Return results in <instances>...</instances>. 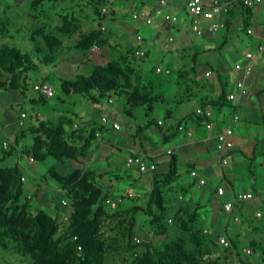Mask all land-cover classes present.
<instances>
[{"label":"crops","instance_id":"crops-1","mask_svg":"<svg viewBox=\"0 0 264 264\" xmlns=\"http://www.w3.org/2000/svg\"><path fill=\"white\" fill-rule=\"evenodd\" d=\"M19 1L20 3L24 1L28 2V0H10L11 4L7 5L4 3L5 0H0V7H10L13 6L14 3H19ZM33 1L34 0H31L30 2ZM56 1L55 3L49 4H51V6L60 5V7L67 11L59 15L61 23L63 16L71 15L78 19L80 30L70 38H60L62 40V45L60 50L55 52V56H57V61L55 63L53 61L52 63H47V61L41 62L43 56L47 55L49 50H39L34 46L33 53L37 59V61L35 60V63L37 62L36 64L38 65L37 72L49 66L63 68L66 64L68 65L70 63V60H75V62L72 64L71 68H69L71 73H67V71L64 70V73L49 77V74L46 72L43 77L38 78L32 83L31 88L33 90L35 84L44 80H49L55 88L56 93L54 99L57 101L52 102V100L47 99L48 102L43 104L51 111L48 121L42 120L43 113L39 111L31 115V123L27 122V124L33 126L39 120L44 123L50 122L51 124H55L58 118L64 120L69 116V119L73 121V125L69 126V128L80 131L84 138L88 137L93 130L98 129L99 134L97 135V139L89 155L81 159L80 162L71 161L69 163V172L76 169L95 172L99 177L101 185L109 184L108 188H111L110 190H112L113 196L121 193L124 191L123 188H127L128 186H131L138 192H148V194L152 189L151 174L141 175L136 168H128L126 166V160L130 155H142L147 160L155 162L160 172H165L171 158V156L166 155V152L169 149H174L173 155L178 157V171L180 174L175 186L184 189L187 203L188 200H192V206H196L204 198V192H199L202 189V187L199 186V181L192 178L190 175V172L193 170L198 171L201 178L206 180L207 186L211 179L218 182V184L222 182L228 186L231 194L225 195L226 198L224 197L223 199L218 198L220 201L215 200L216 205H213L215 208L211 209L213 214L220 215L221 218L224 219L220 213L218 203L222 202L224 204L225 202L233 200L236 196L233 190L239 187L237 189L242 191L244 185L243 183L238 184L235 180L229 178V171L228 174L223 173L224 175H222V166L219 164L215 143L213 138H211L213 134L205 130L203 124L195 116V112L198 108H202V104L206 102L207 99H216L218 97L222 84L228 85L227 92L229 94L234 92L235 83L242 78V74L236 72L233 69V65L237 62H244L246 53H257L258 46L264 44V0L261 4L251 8H245L240 4L229 7L226 12H222L216 17L217 21H223L226 24L225 29L216 33L208 30L207 22L202 20L199 21L200 34L192 30L190 26V16L186 11V7L177 0H170L166 10L171 14L178 15L180 18L179 22L170 24L158 20L152 26L145 25L141 20H135L133 16L141 11L152 12L154 8L158 6L159 0H119V6L114 5L112 0H104L102 8H107L106 14H108V16L102 21V25L109 31V36L113 40L112 42L116 41L123 48H126L129 47V44L132 45L135 38L137 39V37L134 36L141 35L143 37L142 42H145L147 47L143 48L141 45L131 47L135 51L134 57L137 60H143V58H145L136 56V51L142 49L146 51L147 56L153 54L167 60L168 65L166 68H162L163 70L170 69L184 74L183 79H179L178 76L176 83L186 86V96L171 99L163 93L167 80L154 76L152 73L154 68L157 70V68L161 67L147 69L143 65L145 59L143 63L137 65V71L145 76L146 84L153 87L155 92L162 94L165 98L163 104H157L154 107V112L158 110L161 114V118L156 122L161 125L162 128L159 129L153 126L140 136L138 135L139 127L144 125L134 127L131 123H125L121 119L122 116H126L129 120H135L138 115L146 117L143 108L129 107L125 99H122V107H116L115 97H113L114 103L108 104L107 99L101 102H94L82 95L69 93L70 91L68 93L62 91L64 80L74 81L78 76L89 77L96 66L106 65L111 59L105 63H94L95 60H93L90 54V52H92L91 49L87 52L77 49L81 34L90 32L97 26L98 18L92 4L88 2L83 4L76 0ZM64 9H62L63 12L65 11ZM129 11L132 24L125 21H116L118 13L127 14ZM11 14L10 10H5L3 14L0 15L1 32L2 29H6L2 27L3 25H7L8 27L9 23H13ZM36 16L41 19V23L44 22V14H36ZM109 20L116 22L117 26H115V30L108 27L107 21ZM41 23L39 27H37L38 29L42 28ZM247 29H252L253 34L248 35L246 32ZM220 33H222V35L218 36ZM169 36H172L173 39L177 41V44L173 45L172 42H168ZM37 39L40 41V38ZM30 42L33 41L30 40ZM122 43L125 45H122ZM107 50L112 49L109 46L100 49V51H103L102 57L109 54ZM190 50L194 52V55L199 53L200 56L198 60L195 59V56L192 58L188 55V61H185V54L183 55L181 53H187ZM68 55H71V57L69 58ZM205 56H209L210 60L204 59ZM113 57H115V54L112 56V59ZM56 64H59L61 67H57ZM80 67L84 69L83 74L77 72V68L79 69ZM207 72H210L211 75L206 76ZM156 74L159 75L157 72ZM212 75V79L208 78ZM262 76H264V54L255 61L253 73L245 79L248 95L237 102L236 108L225 107L223 110L217 111L212 107H208L212 108L217 115V124L214 134L230 121L232 114L228 115L229 111L233 113L235 109L238 112V108L243 112L249 111V106L247 105L251 102V97L253 95H260V92L263 90L260 88L262 83L259 85ZM153 80L155 83L152 82ZM57 82L60 83V88L57 87ZM255 87H257V89H255ZM70 95L76 97L71 105L72 113L58 112L56 106L64 105L66 99ZM38 97L39 95L36 92L34 96L30 98L26 96V94L25 96L20 94L18 104L29 103L35 105L39 100ZM186 101L189 104L192 101H196L197 107L191 112L184 111L183 108ZM171 104H173V108L170 107ZM102 106H104V109H102ZM13 107L14 106L11 104V111H13ZM21 112L27 113L26 111ZM37 114H40V116H37ZM103 116H107L111 121L118 122L120 129L114 130L110 124L103 123L101 121ZM17 118L18 117L14 118L11 113L7 116L9 124H11L10 122L16 124ZM176 118H178L179 121L174 123L173 120ZM180 124H185L192 130L194 137L188 139L183 134L178 133L176 130ZM237 125L235 126V131ZM32 130L33 128H31V131ZM236 149L237 150L234 149L231 155V157L234 156V163H237L240 156L239 146H236ZM123 152H125V155H122ZM218 178L222 180L218 181ZM193 181L197 183L194 188L190 186V183ZM30 188L33 189L32 187ZM39 188H42L41 185H39L37 189ZM136 196H138V194H136ZM171 199L170 196L168 199L169 203H171ZM52 202L49 200V207H51L50 205ZM228 219H232V217L229 216ZM228 224L227 222L226 225Z\"/></svg>","mask_w":264,"mask_h":264},{"label":"rangeland","instance_id":"rangeland-1","mask_svg":"<svg viewBox=\"0 0 264 264\" xmlns=\"http://www.w3.org/2000/svg\"><path fill=\"white\" fill-rule=\"evenodd\" d=\"M30 1L31 0H28V2L24 1L23 3L19 1V3H14L13 6H7L6 8L0 7V15L3 14V11L10 10L13 21V23L8 24L6 34L0 35V46H14L23 53H28L29 55L33 54V58H35L36 56L33 53L34 46L39 50H47L45 42L40 34L35 36V43L30 42V40L32 41L33 35H35V30L38 29L37 27H39L41 23V19L37 18L36 12L44 9L41 14H44V17L41 16L44 18L42 24L45 25V28L52 30L56 29L61 24L59 15L67 11L60 7V5L51 6V4L45 2L43 3V9L40 7L34 12L35 10L32 9V2ZM112 1L114 5L119 6V0ZM4 3L7 5L11 4L10 0H5ZM62 9L65 11L63 12ZM116 21H125L132 24L130 11L127 14L118 13ZM107 25L113 30H115V26H117L116 22L112 20L107 21ZM220 35H222V33L218 34V36ZM37 38H40V41H38ZM172 44H177V41L174 39ZM122 45L125 44L122 43ZM136 45H141L143 48L147 47L145 42L138 41L136 38L133 40L132 45L129 44L128 46L134 47ZM107 51L109 54L104 55V57H102L103 51H100V49H98L97 52H90L93 60H95L94 63H105L112 59L114 54L116 55L113 50ZM181 54H185V61H188V55L192 58L195 56L197 60L200 56L199 53L194 55V52L191 50L187 53L182 52ZM68 57L70 58L71 55H68ZM55 59L56 60L53 61L54 63L57 61V56H55ZM204 59L210 60L209 56H205ZM35 60L37 61L36 58L34 61ZM69 62L70 63L68 65L66 64L63 68L49 66L44 69L45 71L41 69L40 72L30 73L28 80L29 89L25 92L26 96L29 98L34 96V89L32 90L31 88L32 83L38 78L43 77L46 72L49 74V77L64 73V70L67 71V73H71L69 68L74 64L75 60H70ZM56 65L57 67H61L59 64ZM143 65L147 69H152L153 67L166 68L168 62L163 57L151 54L145 59ZM77 72L83 74V67L77 68ZM158 77L167 80L165 90H163V93L167 97L175 99L186 96V86L176 83L178 80V75L176 73H173L171 76L163 73ZM6 78V75H0V82L5 81ZM208 78L212 79L213 75ZM261 83L262 85L260 88L263 89L264 76L260 79L259 85ZM59 86L60 83L57 82V87L60 88ZM255 89H257V87H255ZM0 90L3 92H0V167L4 170L18 167L25 177L26 181L23 182V196L21 197L20 203L21 209L26 206L29 212L35 214L45 212L54 219L62 221V223L66 225L65 230H67L70 228V217L68 214H63V212H60L62 215H59V211L56 209L61 199L63 201L64 191L54 180L47 176V173L54 167H58L61 171L63 165L57 163L52 158L48 159L45 163L37 161L30 162L29 157L22 155L23 147L25 146L30 149L31 145L34 143V132L31 131V128H37L41 121H37L33 126L28 125V128L23 132L24 130L18 127L17 124H12V122L9 124L7 119L10 113L14 118H19L20 112L26 111L29 115L27 122L31 123V115L41 111L43 113L42 120L48 121L51 111L47 106L41 103L35 105L29 103L18 104L21 94L20 91L6 90L3 87H0ZM74 98L76 97L70 95L66 99L64 105L56 106V110H58V112L72 113L71 105ZM51 100L52 102L57 101L54 98ZM122 102V99L116 98V107H122ZM11 104L14 106L13 111L10 109ZM247 106H249V111L247 112L240 111L238 108L241 120L235 131L234 149L237 150L236 146H239V159L237 163H234V156H232L231 163L226 167H221V172L222 175H224L228 174L229 171V178L235 180L238 184L243 183L244 186L242 191L237 189L239 187L233 190L236 193V197L240 192L252 191L256 199L246 203H237L234 213L231 215L223 211V203L219 202L220 209H217L220 210L222 217H224L223 219L220 215L213 214L211 209L215 208L213 207V205H216L215 200H219L216 195L218 187L223 186L226 190V195L231 194L226 184L222 182L218 184V182L211 179L208 186L207 184L205 186H200L202 189L199 192H204V198L196 206H192V200H188L187 203L186 192L183 188H177V186H175L173 191H170L172 199L171 203H169V210H172V212L182 211L180 213L181 220L187 221V224H185L184 227H182L181 224L177 225L175 220L176 217L171 215L168 218L166 229L164 231H159L151 226L144 212L136 210L135 213H132L133 209L147 207L148 192H138L131 186H128L127 188H123L124 191L113 196L112 190H110L111 188H108L109 184H102L101 187L104 189L105 194L101 199L102 201L99 203L103 212L100 219L101 227L98 242L106 250L105 264H130L137 256L146 252L143 246H135L133 240L135 237L139 238L142 242H152L159 247H162V245L171 246L175 243L180 246L185 245V249L188 253L192 254L195 260L194 262L196 263L201 264L202 261L227 259V261L225 260L227 264H234L235 260L238 258V254L233 253L229 255V249H225L217 243V236H225L229 241L231 239L236 241L240 251H243L245 248H252L254 254L250 257H243L245 264H264V217L259 219L255 216V212L260 208L261 199L264 197V92H261L260 95H253L251 97V102H249ZM170 107L173 108V104H171ZM196 107V101H192L190 104L186 101L183 110L191 112ZM231 114L232 112L230 113L229 111L228 115ZM67 118H69V116H67ZM159 118H161V114L158 110H155L152 119L157 121ZM121 120L125 123H131L134 127H138L140 125H145L148 118L138 115L135 120H129L126 116H122ZM59 121H61V118H58L57 123ZM173 121L177 123L179 120L176 118ZM16 140L18 143H16ZM5 142L8 145H16L17 152L9 154L10 150L9 148H5ZM255 146H258L259 149L253 153ZM122 155H125V152H123ZM45 176H47V179H44ZM219 180L221 181L222 179L218 178V181ZM39 185L42 186V188H40L41 192L36 195V189ZM196 185L197 183L195 181L190 183L192 188ZM136 194H138V196H136ZM49 200H51V202L53 200L50 205L51 207L48 205ZM65 201L67 202V200ZM229 216L232 217V219H228ZM235 217H239L238 222L233 221ZM170 220H172V222H170ZM227 222L229 223L228 225H226ZM0 232L4 235L6 234L4 229L0 230ZM19 245V242L11 240L0 241V264H30L28 258L23 256L19 251ZM257 248L260 250H257Z\"/></svg>","mask_w":264,"mask_h":264},{"label":"trees","instance_id":"trees-1","mask_svg":"<svg viewBox=\"0 0 264 264\" xmlns=\"http://www.w3.org/2000/svg\"><path fill=\"white\" fill-rule=\"evenodd\" d=\"M55 1L34 0L31 7L36 12L40 7L43 9V3H55ZM103 2L104 0H88V3H91L94 8L98 23L95 29L81 34L77 49L87 52L94 45L99 49L109 46L116 55L106 65L96 66L89 77L78 76L74 81L64 80L62 91L82 95L94 102L114 99L113 97L125 99L129 107L143 108L148 118L147 124L139 127V136L153 126L161 129V125L151 116L155 105L163 104L165 98L162 94L155 92L153 87L147 85L145 76L138 73L137 65L143 63L144 59L137 60L134 57L133 48H123L119 43L112 42L107 28L102 30L104 27L102 21L108 16L102 10ZM43 10H38L36 14L41 15ZM2 27H5L7 31V25ZM5 30L2 29L0 35H5ZM79 30L78 19L71 15L63 16L61 25L56 29H47L42 24V28L35 30V35L32 38L34 42L35 36L40 34L49 50L41 62L52 63L55 60V52L59 51L62 45L60 38H70ZM147 57L146 54L145 59ZM37 71L38 65L34 61L33 54L23 53L20 49L10 45L0 46V75L7 76L5 81L0 82V87L6 90L20 91L25 96V92L29 89V74ZM152 73L154 76L161 75L156 74V68ZM173 73H176L179 79L184 78V74L172 70L169 76ZM44 81L50 82L49 80ZM152 82L155 83L154 80ZM227 86V84H222L218 97L207 99L202 104V108L212 107L217 111H221L225 107L234 108L228 102ZM263 91L264 87L261 92ZM38 98L37 104L48 102L42 96ZM197 119L203 124L200 117ZM72 125L73 121L69 118L61 119L55 124L41 122L37 128L33 127V145L30 149L24 146L22 151V155L33 157L34 161L45 163L52 158L63 165L61 171L58 167H54L47 173V176L64 191L63 200H67V205H63L61 199L56 209L59 211V215H62L60 212H63L70 217L69 229L65 230L66 225L62 221L54 219L45 212L35 214L29 212L26 206L21 209L22 178L24 176L18 167L6 170L0 167V230L4 229L6 233L4 235L0 232V241L19 242V251L28 258L30 264H105L106 250L98 242L100 219L103 212L99 203L105 194L104 189L101 187L99 177L93 171L72 170V168V172H69L71 161L80 162L81 159L89 155L99 130H93L88 137L84 138L80 131L69 128ZM180 125L186 126L185 124ZM26 128H28V124L22 128L23 132ZM16 143H18L17 140ZM7 148L10 150L9 154L17 152L16 145L9 144ZM258 149V146H255L253 153ZM233 152L234 149L231 155ZM178 164V157L172 155L165 172H160L157 168L154 172L147 173L152 176V189L148 195L147 207L132 210V213H135L136 210L144 212L151 226L159 231L166 229L168 218L171 215L176 217L177 225L181 224L184 227L187 224V221L181 220L180 213L182 211L173 213L172 210H169L170 191L173 190L180 176ZM47 176L44 179H47ZM40 192V188L37 189L36 195ZM230 244L229 255L237 253L238 259L245 264L244 255L242 250L240 251L238 243L231 239ZM79 246L82 247L81 252L78 251ZM135 246H143L146 252L137 256L130 264H200L194 262L192 254L187 252L185 245L180 246L175 243L171 246L162 245L160 248L152 242H142L135 243ZM257 250L260 249L257 248ZM225 260L227 261V259L202 261L201 264H227Z\"/></svg>","mask_w":264,"mask_h":264},{"label":"built area","instance_id":"built-area-1","mask_svg":"<svg viewBox=\"0 0 264 264\" xmlns=\"http://www.w3.org/2000/svg\"><path fill=\"white\" fill-rule=\"evenodd\" d=\"M80 3H87L88 0H76ZM181 3H183L186 7V11L188 15L190 16V26L192 30L196 33H201V30L199 28V21H205L208 23V30L211 32H218L222 29L226 28V24L223 21H217L216 17H218L222 12H226L229 7L233 5H242L245 8H251L253 6L259 5L263 2V0H177ZM170 3V0H159L158 6L154 8L152 12L149 11H141L138 14H135L133 18L135 20H141L145 25L152 26L155 24L156 21L162 20L163 22L170 23V24H176L179 22L180 18L178 15L171 14L167 12L166 8L168 7ZM103 12H107V8H102ZM102 30H105V27H102ZM248 35L253 34L252 29L246 30ZM138 41H143V37L141 35L137 36ZM173 37H168V42H173ZM99 48L94 45L91 49L92 52H97ZM264 54V44L258 46L257 53H251L248 52L244 56V62H237L234 64V69L236 72H239L242 74V78L238 80L235 83V90L234 92L230 93L228 95V102H230L232 105L237 106V102L248 95V88L245 83V79L249 77L253 71H254V64L255 61ZM137 57H145L146 51L140 49L136 51ZM156 72L158 74H166L170 75L171 70L166 69L163 70L162 68H157ZM211 73L207 72L206 76H210ZM34 91L39 95L42 96L48 100H51L55 97V88L54 86L48 82V81H42L40 83H37L33 87ZM1 92V90H0ZM114 99H109L108 104H113ZM236 108V107H235ZM102 109H104V106H102ZM197 117H200L203 120V125L205 130L213 134L211 138H213L215 143V148L217 151V158L219 161V164L222 167H226L231 163V152L235 147L234 143V136H235V126L240 122L241 117L240 114L234 109L232 113V117L228 123H226L224 126H222L215 134V128H216V120L217 115L216 112L212 108H198L195 112ZM37 116H40V114H37ZM28 115L25 112H21L18 120L17 125L20 128H23L27 125ZM101 121L105 124H110L111 127L114 130H119L120 125L118 122L111 121L107 116H103L101 118ZM178 132L183 134L186 138L191 139L194 137V133L192 130L187 128L184 125H180L178 127ZM5 148L8 147V144L4 143ZM174 153V149H169L166 152L167 156H172ZM30 162H34L33 157H29ZM126 166L128 168H136L139 173L141 174H147L150 172H154L157 170L158 166L155 162H151L147 160L142 155L133 154L130 155L126 160ZM190 175L192 178L197 179L199 181V186H205L207 184L206 180L204 178H201L198 171L193 170L190 172ZM22 181L25 182V177L22 178ZM216 195L218 198H222L226 195V190L223 186H220L216 190ZM256 199V196L252 192H244L238 194V196L234 197L233 200L225 202L223 204V210L228 215H231L234 213L235 206L237 203H246L250 202L252 200ZM63 205H67V202L65 200L62 201ZM255 216L259 219H262L264 217V197L261 199V205L260 208L257 209L255 212ZM235 222L239 221V217L234 218ZM172 222V220H170ZM217 243H219L222 247L225 249L231 247L230 241L225 236H217L216 237ZM134 242L137 244L142 243V241L135 237L133 238ZM78 251H82V247H78ZM243 255L245 257H250L253 255V250L251 248H245L242 251ZM234 264H243L242 260L236 259Z\"/></svg>","mask_w":264,"mask_h":264}]
</instances>
